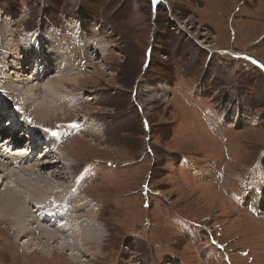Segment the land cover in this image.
<instances>
[{"label": "rangeland", "instance_id": "obj_1", "mask_svg": "<svg viewBox=\"0 0 264 264\" xmlns=\"http://www.w3.org/2000/svg\"><path fill=\"white\" fill-rule=\"evenodd\" d=\"M38 33L64 49L81 37L85 51L58 95L70 112L32 126L57 133V186L77 184L86 239L79 261L24 250L31 233L0 209V264H264V0H0V63ZM41 65L0 112L38 99L25 96L45 85L30 77Z\"/></svg>", "mask_w": 264, "mask_h": 264}, {"label": "bare ground", "instance_id": "obj_2", "mask_svg": "<svg viewBox=\"0 0 264 264\" xmlns=\"http://www.w3.org/2000/svg\"><path fill=\"white\" fill-rule=\"evenodd\" d=\"M45 32L46 30L42 27L39 33ZM39 33L31 35L29 37L30 39H27L30 49L26 48L28 45L24 48L20 44V38H17V40L15 38V52L8 50L9 54L3 52L2 57L5 59L11 57V55H15L18 58V61L13 65H10V67L0 63V69L2 70L4 68L8 70L15 69V75H12V77L8 74L7 76H5L6 74H0V95H2V98L4 99H7L6 97L9 96L8 92L13 90L16 86L12 83L13 81H17V79L23 81L21 77H27L32 64H42L41 67L43 68V72L41 71L39 73L37 71H31L30 77L38 80H45V85L42 89H40L41 87H38L40 90L36 87L35 89L27 87V93L25 92L27 94L25 97H33L35 95L38 99L35 101L33 100L32 102L25 101V103L19 104L18 106H16V103L10 101L12 106L26 116L29 124H36L34 121H42L49 116H53L52 119H54V116L59 113L70 112V107L66 108V106L71 104V101H68V104L63 100V96L58 98V95H61L63 91H65V84H77V81H79L78 77L80 76L75 74L82 72H75L73 70H75V68L81 70L84 67L83 57L85 51L80 44L82 41L81 37L77 40L72 38L69 42V48L67 47L64 49L60 44H56L53 41H47L48 45L44 46V44H42L43 39L40 38L41 35ZM7 34L9 35L10 33L7 31ZM91 45L92 44H88L85 46L91 48ZM77 50H79L80 58L76 56ZM95 52L96 54H99L100 52L105 54V49L98 45V49H96ZM68 70H71L70 72H73L74 75L65 74ZM49 72H51V76H48ZM42 73H44V76ZM57 73L62 74L57 76ZM3 78L4 83L7 84L6 86L3 83ZM5 93L8 96H5ZM63 104L66 105L64 106ZM58 105L60 108L57 107ZM71 110L73 111V108ZM17 121V130H20L21 128L24 129L25 124H23V122L25 121L20 119H17ZM5 122H8V120H5ZM65 125L68 128H76L73 123ZM88 128L89 127H87V129ZM79 129H81V126L78 130ZM48 131H45L44 133L35 131L33 136H30L31 140H37L39 138V141L38 143L33 144L30 149L28 148L30 142L25 140V136H23V138H17L16 136L18 135L13 136L14 134L11 133L12 131H1L4 133L3 135H0V171H2V176H0V209L3 210L2 213L11 216L10 227L12 231L16 233V236L22 231L31 233L29 238L22 241V248L24 250H32L36 247L37 249L39 248V250L41 249L40 251L47 253L51 252V250L58 246L59 251L67 250V252L69 251L71 254L69 257L73 260H77L80 258L78 255V247L81 244L80 241H84L86 238L85 235L79 236L81 228L75 226V223L77 222L74 221V219H78L80 216L84 217V213L87 212L88 209H86V206H83L84 203L77 204L75 202V195L78 196L80 193L77 184L73 182L75 187L74 185H71L67 188H63L64 185L57 186L58 174L63 172L61 169L66 170L67 166L64 165L65 162L61 160V154L56 157V154L60 149V146L55 144V138H57V135L52 136L51 131ZM8 143L11 145H8ZM17 167H21V169L17 170ZM6 181H10V184H7ZM85 182H88V180ZM57 190L59 191L58 195L56 194ZM27 201H31V203H27ZM29 204L30 206H28ZM91 214L93 213L91 212ZM18 221H21V223L18 224ZM29 221H34V223H29ZM45 223H48V226H46ZM28 225L30 227H28ZM88 227L92 228L93 226L88 223ZM33 231H38V233L35 234ZM32 233L35 235H32ZM87 233L88 232H86V234ZM73 234L77 236L76 240H78V242L76 241L74 243L68 238ZM54 242L55 244L53 245ZM84 244L86 243L84 242ZM40 245H42V247H40ZM48 245H51L52 247L49 248Z\"/></svg>", "mask_w": 264, "mask_h": 264}, {"label": "snow or ice", "instance_id": "obj_3", "mask_svg": "<svg viewBox=\"0 0 264 264\" xmlns=\"http://www.w3.org/2000/svg\"><path fill=\"white\" fill-rule=\"evenodd\" d=\"M46 131H48V130H46ZM51 135H52V136H56L57 133H56V132H52Z\"/></svg>", "mask_w": 264, "mask_h": 264}]
</instances>
